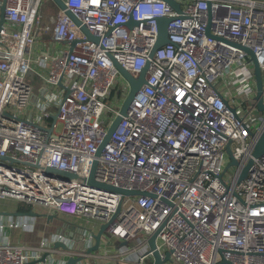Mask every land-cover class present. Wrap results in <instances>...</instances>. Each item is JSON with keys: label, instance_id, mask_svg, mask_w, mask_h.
Returning <instances> with one entry per match:
<instances>
[{"label": "built area", "instance_id": "obj_1", "mask_svg": "<svg viewBox=\"0 0 264 264\" xmlns=\"http://www.w3.org/2000/svg\"><path fill=\"white\" fill-rule=\"evenodd\" d=\"M62 2L51 24L40 26L41 0H5L0 204L18 201L106 223L126 243L112 261L153 264L147 239L156 232L160 259L168 253L162 264H264V152L252 157L264 111L255 106L252 62L240 47L256 57L264 103V0H174L179 11L165 0ZM159 17L169 18L167 43L149 57ZM38 28L67 47L34 58L41 71L47 68L39 76L49 87L34 100L26 74ZM114 61L133 77L148 61L146 82L96 155L122 104L114 109L105 99L115 81H124V98L129 90ZM228 144L236 165L228 164ZM93 161L96 182L145 194L90 184ZM33 225L32 216L0 215V264H34L44 254L41 264H65L54 256L84 255L60 234L36 245L5 234ZM92 233L83 235L85 249Z\"/></svg>", "mask_w": 264, "mask_h": 264}, {"label": "water", "instance_id": "obj_2", "mask_svg": "<svg viewBox=\"0 0 264 264\" xmlns=\"http://www.w3.org/2000/svg\"><path fill=\"white\" fill-rule=\"evenodd\" d=\"M54 2V4L58 7L63 9L64 5L62 0H52ZM167 1L175 10L179 11V7L177 5V3L174 2V0H165ZM4 6H5V0H2V3L0 5V29L2 26V23L4 21ZM68 13V12H67ZM74 19V21L76 23H78V21L72 17ZM169 22V18L167 17H159L157 18V39L155 41V44L153 45L149 57H151L153 55V52L160 46L164 45L165 43H167V24ZM129 23H134L131 20L129 21ZM82 30L84 31V33L87 35V37L90 40L93 41H97V37L92 35L85 26L81 27ZM74 43V41L72 42ZM249 56V59L252 62V67H253V74H254V80H255V106L257 108L258 111L262 112L264 111V103H263V98H262V92H263V85H262V78H261V73H260V68H259V64L256 60L255 55L253 54V52L247 48V47H242L240 46ZM114 65L116 67V69L118 70L119 74L125 79V81L128 83L129 86V90L127 95L125 96L120 109L118 111V114L115 116L114 120L112 121L111 125L109 126V128L107 129L106 135L103 139V141L101 142V144L98 146L97 151H96V155H99V153L101 152L103 146L106 144L107 140L109 139V137L111 136V134L113 133V131L115 130V128L117 127L118 123L120 122L121 118L125 115L126 110L128 109L129 105L131 104L136 92L139 90V88L145 84L146 79V72L149 66V62L147 61L146 64L144 65V67L141 69L140 73L138 74L137 77H133L128 71H126L119 63H117L116 61H114ZM59 85H61V82H58ZM229 109H231L233 111L232 108L228 107ZM52 122L55 121L56 116H52L51 117ZM264 152V131L262 133H260V135L257 137V139L255 140L254 146H253V151H252V157L256 158L259 157L262 153ZM226 153L228 154L229 157V165L237 164V161L233 158L231 150H230V146L229 144L226 146ZM1 159H5V160H12L8 157H1ZM252 163V159L249 160V162L247 163V165L242 169L241 173L238 176V181L242 180L247 172L248 167L250 166V164ZM96 167V161H93L92 166H91V170H90V175L88 178V182L92 185L101 187V188H105L108 190H113L116 191L122 195H135V194H145L141 191H130L127 189H123V188H119V187H115L112 185H108V184H104V183H99L96 182L94 180V170ZM45 172H54L60 176H65V177H74L75 175L73 173H67L65 171H59L56 170L54 168L51 167H46L45 168ZM150 196H154L153 194H149ZM0 215H8V216H15V215H28V216H45L46 218L50 219L52 218L54 215L53 214H46V213H36L33 210L27 211V212H18V211H3L0 210ZM107 224H101L98 231L95 233H92V237H93V245L87 250V253H91L92 251H96L98 250L99 246H100V241H101V237L103 235L104 232H106V228H107ZM156 232H154L153 234H151L148 239H147V243H148V247L149 249L152 251V258H153V264H162L163 262L168 260V253L165 254L163 259H160L159 253L156 250V244H155V238H156ZM54 247L58 248L61 247L63 249H65V245L61 242H55L54 243ZM46 254L43 255V257L39 260V261H43L45 258ZM82 257H69L66 261L65 264H76Z\"/></svg>", "mask_w": 264, "mask_h": 264}, {"label": "crops", "instance_id": "obj_3", "mask_svg": "<svg viewBox=\"0 0 264 264\" xmlns=\"http://www.w3.org/2000/svg\"><path fill=\"white\" fill-rule=\"evenodd\" d=\"M58 10V9H57ZM50 12L47 14L46 20H44V25H50L56 12ZM49 33V32H48ZM50 39L47 40V37L41 38L39 42L33 47L34 56L39 55L42 51H47L49 53L55 54L59 51L65 49L67 45L65 43H57L51 39V34L49 33ZM52 43V44H51ZM47 71V68L44 69ZM41 70L38 67L37 74L38 76L41 75ZM40 77V76H39ZM42 97L40 92L36 95L34 94V100L37 98ZM33 105L31 106V108ZM39 207H36L33 210L36 213H41L38 210ZM0 210L3 211H15L16 209L9 208L7 203L2 202L0 204ZM18 210V209H17ZM16 210V211H17ZM44 210V209H43ZM42 213L48 214L46 210ZM54 216L50 219L46 218L45 216H34L33 222L34 225L30 229L23 231L18 228H14L11 230H6L5 234L9 237V239L14 243H23L27 245H36L40 242L42 238H50L51 236H55L56 234L63 235L66 239H69V242L72 243V248L76 251L82 252L84 255H81V259L76 264H131V262L122 263L120 261H112L110 257H113L117 254L120 247L123 244H126L123 241L111 236L107 231L103 233L100 241V246L98 250L92 251L87 255V250L85 249V241L83 235L86 232H97L100 223L93 220H88L83 217L78 216H70V215H63L55 213ZM28 218V217H26ZM25 218V219H26ZM31 218V217H30ZM41 225V228L38 225ZM41 229V230H38ZM93 243V239H92ZM54 256V255H53ZM56 259H60L66 262L68 257H63L62 255L58 254L54 256ZM41 261H36L34 264H41ZM60 262V263H62Z\"/></svg>", "mask_w": 264, "mask_h": 264}, {"label": "rangeland", "instance_id": "obj_4", "mask_svg": "<svg viewBox=\"0 0 264 264\" xmlns=\"http://www.w3.org/2000/svg\"><path fill=\"white\" fill-rule=\"evenodd\" d=\"M57 9H58V7L54 4V2L52 0H41L39 11H38L39 15H40V22H41V23H39L40 26L44 25V20H46L47 14H49L50 12L55 13V11ZM32 32H33V35L35 37V43L36 44L39 42V40L41 38L47 37V40L50 39L49 33L43 31L42 28H38V29H36V31H32ZM32 58L33 59L31 61L30 68L26 74V81L32 86L33 93L35 95L38 92H40L41 96H43L45 94V92L49 89V87L43 83L42 78L39 77L37 74L38 66H37L36 61L34 60V58H36V56H34V53L32 55ZM41 72H42V74H45L46 71L42 70ZM123 82H124L123 80L115 81V85L112 88L111 95L107 99H105V103L107 105H110L111 108H114V109L119 108V103H122V101L124 99V95H125L124 91L125 90L123 89ZM115 95H116V98H115ZM112 114H113L112 112H108V115H112ZM259 114L260 113L257 112L256 116H258ZM103 125L106 126V123L104 122ZM222 167L224 169L225 164H223ZM226 176L227 175H224V178H226ZM7 203H8L9 208L16 209V210L18 209L17 210L18 212H27V210H25L27 208V206L21 202L9 200V201H7ZM34 208H36V207L30 206V209H34ZM38 210L41 213L44 211L43 208H40V207L38 208ZM38 227L41 228V225L39 224ZM39 228H38V230L42 229V228L41 229H39Z\"/></svg>", "mask_w": 264, "mask_h": 264}, {"label": "trees", "instance_id": "obj_5", "mask_svg": "<svg viewBox=\"0 0 264 264\" xmlns=\"http://www.w3.org/2000/svg\"><path fill=\"white\" fill-rule=\"evenodd\" d=\"M7 201H9V200H5V201H3V202H5V203H7ZM24 204V203H23ZM7 205H8V203H7ZM24 205H26V204H24ZM27 206V208L25 209V210H27V211H30L31 209H30V206L29 205H26ZM20 210V209H19Z\"/></svg>", "mask_w": 264, "mask_h": 264}]
</instances>
